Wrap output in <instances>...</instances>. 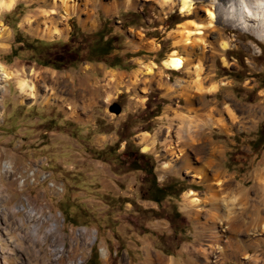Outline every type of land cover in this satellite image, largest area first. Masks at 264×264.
Instances as JSON below:
<instances>
[{"label":"rangeland","instance_id":"1","mask_svg":"<svg viewBox=\"0 0 264 264\" xmlns=\"http://www.w3.org/2000/svg\"><path fill=\"white\" fill-rule=\"evenodd\" d=\"M113 1L75 0L78 11L66 15L53 0H17L0 12V25L8 34L0 41V65L15 76L3 81L0 75V264H92L90 252L96 246L103 263L109 259V264H126L124 252L111 246L108 258L98 243L96 223L105 217V209L96 197L85 194L98 189L104 193L101 200L110 207L107 227L102 228L112 245L135 234L128 223L136 224L133 218L142 209L136 200L151 180L143 182L129 166V156H138L139 149L146 154L136 162L156 168L159 177L167 174L165 184L174 186L178 205L197 222L202 220L201 204L212 201L209 186L215 181L246 190V200L254 203V186H264V178H251L252 171H264V41L219 19L218 32L210 31L205 46H175L183 28L194 29V22L205 21L201 7L209 0H193L197 13L190 15L182 12L180 0L175 5L115 0V9ZM53 7L57 13L50 15ZM26 16L35 20L33 27L23 24ZM43 23L57 33L45 35ZM223 40L228 43L224 49ZM172 52L186 60L184 69L163 65ZM195 64L201 65L199 75ZM150 67L153 73L146 74ZM198 76L205 90L202 97L194 96V114L187 101ZM21 78L32 82L34 97L18 89ZM213 85L218 89L207 93ZM81 91H96L92 110L80 108ZM113 103L120 106V114L110 112ZM177 113L191 116L186 118L191 125L187 145L176 133ZM104 133L108 135H98ZM132 136L124 155L104 170L100 162L106 158L92 145L93 138L98 147L106 138L117 139V149ZM173 150L189 160L176 159ZM219 154L220 169L228 178L196 172L212 159L207 170L211 173ZM186 183L199 186L193 192L201 202L189 203ZM208 189L210 196L203 200ZM246 200L238 199L240 213ZM125 201L131 206L123 209ZM251 219L241 213L238 221L246 230L232 234L227 229L221 235L264 241V230L252 233ZM141 259L130 252V264Z\"/></svg>","mask_w":264,"mask_h":264},{"label":"crops","instance_id":"2","mask_svg":"<svg viewBox=\"0 0 264 264\" xmlns=\"http://www.w3.org/2000/svg\"><path fill=\"white\" fill-rule=\"evenodd\" d=\"M77 96L80 98L79 104L81 106L80 108L83 111H86L89 108L92 110V106L95 105L97 100L96 91H81ZM156 118L157 117H155V119ZM95 121H97V119H95ZM97 128L98 124H96L94 129ZM91 129H93V127H91ZM100 132L101 131H99V133ZM145 133L148 134L149 132L145 131ZM88 134L89 132L86 133V135ZM98 135H104L106 137V135L108 134L104 133ZM133 137L134 136H132L128 140H122L119 143V147L117 149L113 148V145L118 142L117 139L114 141H109L106 138L107 142L98 147L95 144V137L93 138L92 145L96 149H98L99 152H101L102 150L104 154L103 157L106 158L105 160H102L100 162L104 170L107 169L106 166H108V164H112V160L117 161L118 156L122 157L120 155L121 153L124 155L123 152L129 144V141L133 144ZM121 146H123L122 150L120 149ZM135 146V150H138L136 149L137 145ZM138 152V156H129V166H132L131 168L133 173H137L141 176L142 179H144L143 182L146 183L148 177L151 178V180L144 190L143 197H141L140 199L138 197V199L136 200L137 204L140 206V208H142L141 213H137V217L133 218L136 224L128 223V227L134 228L135 234L127 235L126 238L121 237L120 239H118V246L115 245V241L114 245H112L111 237H109L107 233L105 234V229L102 228L107 227L109 218H107L106 216H108L107 212L110 207L109 203H104L101 200V196L104 193L100 189H98L92 194H85V196L89 195L91 198L96 197V200L100 201L102 203L103 209H105V217L102 220H98L96 226L97 232L99 234L98 243H100L101 246L103 245L105 247L108 258L110 256V251L112 250L110 249V247L114 246L115 249L117 247L120 250V253H125L127 259L126 264H130V252L131 256L135 253L142 258L135 264H264L263 240L255 242H250L249 240L240 241L235 237H231L227 240L224 236L221 235V233H225L227 229L231 230L232 234H238L241 233L244 229L246 230L243 223H240L238 221L239 215H241V213L249 217L252 216L251 223L255 226L252 230L253 234L260 235L263 232L264 186L262 187L258 184L254 186L257 196L256 203L246 200V190L244 191L242 188L238 189V187L237 190L235 188L236 191H239L237 192V194L240 199L246 200L245 202L247 207L241 213L239 212L240 214H238V216L234 220L229 222L226 229L224 228V226L227 223L223 220V217H225L226 214V208L220 202L216 205L203 202L201 204L203 210L202 220L200 222H197L193 214L183 212L178 205L179 201L177 199L176 192L173 190L174 186L172 185V183H168L170 182L169 179V181L166 182L168 184H165V180H167L166 178H169L168 176H166L167 174H162V176L159 177L157 169L155 168L154 170H152L153 176H151V174H149L150 170L147 169L146 166H143L144 163L141 164L139 163V161L136 162L138 158L143 157L146 153L140 152V149L138 150ZM220 158L221 156L219 154L217 160H214V162L217 161V166H214L213 164V169L210 170L211 173H208V177H213V173L215 170H218L221 173L218 176H215L216 178L225 179L229 177L226 175V170L220 169ZM223 164L225 166V160H223ZM165 165H168V163H165ZM182 168L184 167L182 166ZM110 172L115 175L112 170H110ZM232 172L236 173V171H229V173ZM251 178H264L263 169L252 171ZM185 185L187 186L188 184L186 183ZM101 186L102 188H105L104 184H101ZM193 187H195V189ZM223 187L222 190L218 189V197L224 195V193L227 192L226 190H228V187H226V183L223 185ZM187 190H192L196 193L199 190V186L190 185L186 187L185 191ZM79 191L81 192V190ZM119 191L121 193L123 192L120 189ZM111 196H114V193L111 192ZM209 196L210 191L208 189L207 194L205 195L203 200L205 198H208ZM121 203H123V209L126 208V205L131 206V202L125 201ZM185 205L190 206L189 204ZM166 208H169V215L167 214ZM158 212H164L165 214L162 216L159 215ZM140 214L142 216H148L140 217ZM106 231H109V229H106ZM127 232H130V230H127ZM131 236L132 238L130 239ZM96 248V251L94 249L91 250L89 261L92 264H109V259H107V262L103 263L98 254V247L96 246Z\"/></svg>","mask_w":264,"mask_h":264},{"label":"bare ground","instance_id":"3","mask_svg":"<svg viewBox=\"0 0 264 264\" xmlns=\"http://www.w3.org/2000/svg\"><path fill=\"white\" fill-rule=\"evenodd\" d=\"M53 1H54L53 4L55 2L60 3L59 5L61 8H63L64 13L66 15L69 12L73 13L75 11H78V9H79L78 4L76 5L74 2L75 0H53ZM125 1H126V3H128L127 0H125ZM163 1H164L165 5H168V4H170V5L174 4L175 5V0H163ZM16 2H17V0H0V12L4 11V10L5 11L10 10L15 5ZM179 3H180V7H181L182 12H185L187 15H190L192 12L197 13L195 11V7H194L195 3L193 0H180ZM113 4L114 5L112 8L115 9L118 2L116 4V1L114 0ZM57 8L53 7L52 10H50L49 14L55 15L57 13L56 12ZM201 8L206 12L205 21L194 22V26H195L194 29H187V27L183 28L184 36H179L176 39L175 46H180V45L188 46V45H190L193 48L194 46L197 47L200 44L204 45V43H202V42L207 41V40L206 41H204V40L207 38V36H209L210 31L212 29L217 31L216 24L219 21V19L223 20V22L227 23V25L231 24V25L235 26L236 28H239L242 31L252 32L259 39L264 41V0H209V3L204 5ZM217 8H218V10H217ZM44 13H46V12H44ZM36 21H37V19H36ZM23 24L27 25L29 27H33V24H35V20H33V18L31 16H26ZM42 25H44V27L41 29L38 27V29L45 31L44 32L45 35H50V34L53 35V34L57 33L56 29L51 30V29H49V26L45 25L44 23ZM2 27L3 26L0 25V41L6 40L7 36H8L6 29H3ZM219 29L220 28H218V30ZM227 45H228V43L225 40H223L220 43V47H223V49ZM185 61L186 60L177 56L176 52H172V54L169 55L166 60H164L163 65L167 69L179 71V70H182L185 68V66H186ZM153 68L154 67L147 68L146 74H152ZM201 69H202L201 65H199V64H195V67L193 68V70L195 71V73H197V75H199V73L201 72ZM0 75H1V79L3 81H6V80L8 81V80L13 79V77H15L13 73L7 71L2 65H0ZM197 78L198 79H196V81L194 83V86L196 87V89H193V91L190 92V95H189V98L187 101V104L189 105L188 107L191 109L190 111L194 114H195V111L193 109L194 96L202 97L201 95L203 94V90H205V88L202 89V84H201V81L199 80V76ZM17 85H18V89L22 93L29 94L31 97L35 96V87L32 84V82H30L28 79H26V78L19 79ZM217 89H218V85H216V86L213 85V86L207 88L206 92L207 93H214ZM185 95H186V92H185ZM188 117H191V116H187L186 114H182V113H177L174 117V119L176 121L180 122V126H179L176 133H177V136L179 139L184 138L183 139L184 140L183 145L184 144L187 145V143H188L187 141L191 140L189 137L190 136V130L189 129L191 128L190 127L191 125H190V123H188L189 119H186ZM184 131H185V133H183ZM195 140L197 141V139H195ZM211 148H213V147H211ZM172 149H174V148L172 147ZM173 153H174V155H175L174 157H176V159H181L183 161L189 160V159H187L186 155L184 156V154L182 155L180 152L178 153V152L174 151ZM197 153H199L198 149H197ZM209 153H210V151H209ZM212 162H213L212 159H211V161H205L202 164L203 168L197 167L196 172L199 174H202V172H203V174L205 176H207V174H208L207 170H209L211 168ZM192 170H194V169H192ZM219 174H221V173L218 170H215L213 176L215 177V176H218ZM197 177H199V176L197 175ZM213 184H214V186L212 184H211V186H209L210 191H211V199H212V201H210L209 203L210 204L212 203V205H216L220 202L225 206L226 214H225V217H223L224 218L223 220L226 221V223H227L226 225L228 226L229 222L234 220L238 216L239 210L242 208L241 205L239 204V201H238L239 197H238L237 192H239V191H236L237 188L235 189V187L231 188V187L227 186L228 190H226L227 192L224 193L223 197H221V196L218 197L217 192L220 189L222 190V187L225 184V182L218 180V181H215ZM191 197H192V201L189 202L190 204L191 203L194 204V203H197L198 201H200L199 198L195 197V193L193 191H188L186 193V198L190 199ZM226 225L224 226V228L227 227ZM249 232H251V231H249Z\"/></svg>","mask_w":264,"mask_h":264},{"label":"water","instance_id":"4","mask_svg":"<svg viewBox=\"0 0 264 264\" xmlns=\"http://www.w3.org/2000/svg\"><path fill=\"white\" fill-rule=\"evenodd\" d=\"M109 110H110V112L117 114V115L121 113V108L116 103L111 104L109 106Z\"/></svg>","mask_w":264,"mask_h":264},{"label":"trees","instance_id":"5","mask_svg":"<svg viewBox=\"0 0 264 264\" xmlns=\"http://www.w3.org/2000/svg\"><path fill=\"white\" fill-rule=\"evenodd\" d=\"M105 47V46H104ZM143 166L145 167L146 166V164H143ZM147 167V166H146ZM147 169H149L150 170V172H149V174H151V176H153L152 175V170H153V168L152 167H150V168H147Z\"/></svg>","mask_w":264,"mask_h":264}]
</instances>
